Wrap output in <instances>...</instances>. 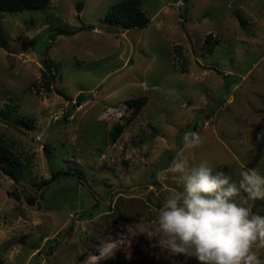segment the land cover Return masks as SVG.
Instances as JSON below:
<instances>
[{
    "label": "rangeland",
    "instance_id": "1",
    "mask_svg": "<svg viewBox=\"0 0 264 264\" xmlns=\"http://www.w3.org/2000/svg\"><path fill=\"white\" fill-rule=\"evenodd\" d=\"M121 1L0 11V141L25 170L0 176L1 264H196L157 224L189 130L192 164L264 175V0H142L150 24L132 29L106 19ZM60 170L74 177L51 183Z\"/></svg>",
    "mask_w": 264,
    "mask_h": 264
},
{
    "label": "clouds",
    "instance_id": "2",
    "mask_svg": "<svg viewBox=\"0 0 264 264\" xmlns=\"http://www.w3.org/2000/svg\"><path fill=\"white\" fill-rule=\"evenodd\" d=\"M182 139L183 147L164 170L178 175L182 191L168 195L158 211L160 247L196 264H264V215L253 211L257 200L264 201V175L244 168L233 181L207 160L192 164L185 150L203 139L192 130ZM100 253L102 258L105 250Z\"/></svg>",
    "mask_w": 264,
    "mask_h": 264
},
{
    "label": "trees",
    "instance_id": "3",
    "mask_svg": "<svg viewBox=\"0 0 264 264\" xmlns=\"http://www.w3.org/2000/svg\"><path fill=\"white\" fill-rule=\"evenodd\" d=\"M49 0H0V11L8 14L22 12L31 9H47ZM107 21L113 24H120L125 29L144 28L150 24V18L142 9V0H122L118 4L112 6L106 15ZM93 29V28H91ZM211 37L207 39V44H210ZM212 45L209 49L212 50ZM43 76L50 80V75L45 72ZM84 94L79 95L78 100H84ZM146 98L137 100H129L127 103L133 106L134 110L139 112L146 104ZM28 121V120H27ZM122 131V126H116L111 132L112 141L115 142ZM220 171L219 169H214ZM4 174L14 181H19L21 176L25 174L24 165L21 160L0 141V176ZM74 177V174L68 171H56L52 174L51 183L58 182L62 179ZM43 196V195H42ZM30 203H35V197H28ZM97 205H100L99 203ZM109 264H123L117 260H110ZM1 264V262H0Z\"/></svg>",
    "mask_w": 264,
    "mask_h": 264
},
{
    "label": "built area",
    "instance_id": "4",
    "mask_svg": "<svg viewBox=\"0 0 264 264\" xmlns=\"http://www.w3.org/2000/svg\"><path fill=\"white\" fill-rule=\"evenodd\" d=\"M178 5H179V7H183L184 6L183 1H180Z\"/></svg>",
    "mask_w": 264,
    "mask_h": 264
},
{
    "label": "water",
    "instance_id": "5",
    "mask_svg": "<svg viewBox=\"0 0 264 264\" xmlns=\"http://www.w3.org/2000/svg\"><path fill=\"white\" fill-rule=\"evenodd\" d=\"M81 10H82V8L80 7V8H78V12H81Z\"/></svg>",
    "mask_w": 264,
    "mask_h": 264
}]
</instances>
